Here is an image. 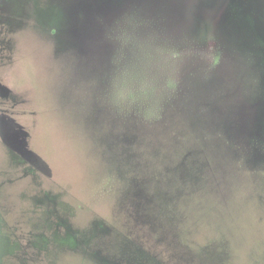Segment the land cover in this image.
<instances>
[{
  "label": "rangeland",
  "instance_id": "obj_1",
  "mask_svg": "<svg viewBox=\"0 0 264 264\" xmlns=\"http://www.w3.org/2000/svg\"><path fill=\"white\" fill-rule=\"evenodd\" d=\"M0 264H264V0H0Z\"/></svg>",
  "mask_w": 264,
  "mask_h": 264
}]
</instances>
